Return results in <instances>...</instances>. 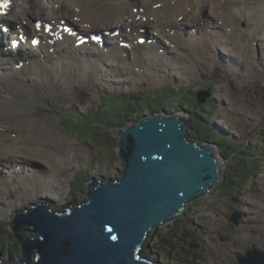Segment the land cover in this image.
<instances>
[{
    "label": "bare ground",
    "instance_id": "6f19581e",
    "mask_svg": "<svg viewBox=\"0 0 264 264\" xmlns=\"http://www.w3.org/2000/svg\"><path fill=\"white\" fill-rule=\"evenodd\" d=\"M50 1L54 4L52 7L45 4L44 0L28 2L20 0L17 12L23 13L24 21L35 24L38 16L33 14L30 8V4L34 3L39 13L49 11L53 14L48 18L40 15L42 21L69 19L68 13L62 10L63 6H67L65 0ZM160 2L161 5H154L151 0H70V9L78 14L74 22L81 32L110 31L119 19L122 31L120 34L114 32L115 36L112 38L107 37V46H102V42L98 41L97 46L90 43L77 48L73 45V38L65 37L61 42L54 40L52 44H43L36 49L18 51L15 43V47L11 45L15 39L12 37V31L4 34L6 26L4 23L3 35L0 38V163L3 165L0 170V217L9 214L21 201L35 196L40 195L41 198L51 196L53 199L65 196L68 192L65 182L77 164L74 160L82 152L81 149L75 148L70 139L56 136L50 128L53 124L44 123L43 113L28 105L32 101L44 100L49 103L57 101L59 108H73L82 104L81 96L85 94L91 96L100 88L105 91L113 88L127 90L136 84H147L156 88L160 83L164 84L170 79H175L179 86L189 82L193 87L204 83L209 73H214L211 80L224 83L218 87L217 97L231 99L232 110L239 113L238 104L243 99L234 100L235 93L224 88L225 85L234 83L238 86L236 92L239 93L249 85L246 80L236 77L235 74L239 76V72L243 77L252 67L243 61L245 56H250L251 48L241 43L237 44L235 40L241 36L248 38L239 27V24L245 21L253 31V39L264 43V0H160ZM206 7L210 9L208 15L211 18L204 20ZM119 8L121 15L117 11ZM137 8L143 11L142 17L135 12ZM144 17L148 22L152 20L156 24L154 29L152 24V37L159 36L170 44L167 45L170 55L165 53L161 55L160 50L163 47H156V42L161 43L159 38L137 39L140 35L139 29L149 27V24L143 22L136 25L134 19L140 21L144 20ZM0 18L1 21L6 19ZM212 22L217 26H213ZM47 23L45 22L44 26ZM161 23H164V26L158 32L156 29ZM186 25L191 27L192 33L195 34H185ZM125 27H131L132 33L128 34ZM1 28L0 23V30ZM120 37L126 39L122 41L130 42L132 47L120 48ZM82 40L87 43L88 38ZM135 40H138L141 46L135 45ZM6 44L10 49L16 50L13 56V50L4 51L3 46L6 48ZM217 49H222V53ZM153 50L159 52L157 58L161 63L153 62L151 57ZM22 62L23 66H17L16 69V64L20 65ZM260 62L264 64V59ZM211 68L215 71H211ZM234 76L238 81H233ZM87 101L91 103L89 99ZM256 101L258 105L261 103V100ZM224 113L225 116L222 117L226 121H229L230 117L234 125L237 117H231L229 111ZM178 115L183 117L182 113ZM9 131L15 135H11ZM51 146L58 147L62 157L58 172L54 174L51 172L52 153L48 150ZM2 148H5V151H2ZM214 151L219 156L222 180L227 163L221 157L219 148L215 147ZM31 158H35L34 163L38 164V167L42 165L43 168L47 167V170L39 171L35 164L30 163ZM23 162L26 164L22 169ZM32 166L35 168L31 171L29 169ZM262 188L254 191L256 196L250 203L245 204L240 200L244 207L256 210L259 207L260 212H256L254 219L246 220L242 228L231 232L240 239L231 242L232 250L226 252L223 247L212 245V254L223 256V263L234 262L243 254L245 247H256V250L261 252L262 246L242 237V231L259 234V238L264 239L262 229L264 186ZM51 197L46 199L47 203L53 200ZM5 200H8V203L3 207Z\"/></svg>",
    "mask_w": 264,
    "mask_h": 264
},
{
    "label": "rangeland",
    "instance_id": "374dc122",
    "mask_svg": "<svg viewBox=\"0 0 264 264\" xmlns=\"http://www.w3.org/2000/svg\"><path fill=\"white\" fill-rule=\"evenodd\" d=\"M44 2L50 7L54 5L50 0H44ZM151 3L161 5L160 0H151ZM62 10L66 11L68 15L70 12L74 13L69 5L63 6ZM209 11L210 9L206 7L204 19L211 18L208 15ZM52 15L49 11L42 14L45 18ZM239 27L243 33L248 35V38L243 40V36H241L235 41L237 44L241 43V45L251 48L250 56L245 57L243 61L251 64L252 67L243 77L239 72V76L235 75L246 80L249 85L241 89L239 93L236 92L239 88L234 83L229 86L225 85L224 88L235 93L234 100L243 99L238 104L239 113L232 110L231 99L217 97L218 87L224 83L220 84L219 81L211 80L214 73H209L204 83L193 87L189 85V82L179 86L175 79H170L164 84L160 83L156 88L147 84H136L127 90L107 89V91H112L111 93L100 88L96 89L91 96L89 94L81 96L82 104L73 108H59L57 101L49 103L44 100H35L28 104L43 113L44 123L51 122L53 124L54 127L50 128L56 133V136L70 139L75 148L82 150L74 160L77 161V164L69 175L68 181L65 182L68 186L65 198L59 200L60 197L57 199H53L51 196L43 197L53 199L50 207L59 212L63 211L64 207L70 203L76 205L89 201L90 195L86 188L88 181L93 177L98 179L100 175H104L105 178L102 180L105 181L117 178L120 170L123 169V160L118 156L119 137L122 136L123 129L136 122L135 119L140 121L145 116L165 115L163 107H167L166 112L170 115L182 113L191 126L189 133H193V136L201 142L192 138L190 141H198L200 145H205L204 140L209 139L214 142L215 138L218 139L220 145H213V148L217 147L223 153L225 158L221 157L226 159L227 167L224 178L202 200H195L177 220L153 229L147 243L143 245L144 250H141V253L152 261L156 260V264H241L240 257L246 256L256 247H245L243 254L232 263H223V256L213 255L211 250L212 245H219L226 252L232 250L231 242L240 239L236 235H232L231 232L242 228L246 220L254 219L256 212H260L259 207L258 210L244 207L240 200L245 204L246 202L250 203L256 196L254 191L263 189L262 186H264V64L260 62L261 59H264V43L261 40L253 39V31L243 21ZM187 30L189 33L195 34L192 33L191 27H188ZM162 43L164 51L167 46L163 40ZM217 50L222 53V49ZM17 66L21 67V64H16V69ZM211 71H215V69L211 68ZM236 77L234 76V82L238 81ZM181 87L184 91L176 93L175 90ZM201 90L209 93V97L205 103L198 104L196 97L199 92L201 93ZM87 99L91 103H88ZM257 99L261 100L259 105L256 104ZM181 102L188 106L192 105L191 107L195 105L198 108L200 106L198 108V112H201L200 115L196 116L187 111L182 107ZM224 111H229L231 117H237L234 125H232L230 117L229 121L222 117L225 116ZM168 113L166 116L170 117ZM191 119H193V123ZM10 133L15 135L13 132ZM43 148L46 149V147ZM2 149L5 151V148ZM48 150L52 153L51 172L54 174L59 169L62 159L61 152L58 147L54 146ZM215 155L218 156L216 153ZM28 159L30 160V158ZM31 159L30 163L38 167V164L34 163L35 158ZM24 162L21 163L22 169L26 164ZM0 166L3 167L2 163ZM34 168L32 166L29 170L32 171ZM38 169L43 172L47 170L42 165H39ZM29 189L31 188L29 187ZM69 191L74 194L71 195ZM257 196L260 198L259 195ZM43 198L39 195L21 201L9 214L0 217V252L5 262L18 263L22 260L21 254H19L21 249L18 248L20 244L11 230L10 218L14 217L17 211L31 210L32 205L39 204ZM6 203L8 200H5L2 206L6 207ZM234 214L239 215L237 224L231 220ZM155 231L158 233L156 234ZM23 232L21 231L20 235L23 236ZM27 236H36V234L27 232L25 237ZM153 236L156 238L152 241L150 239ZM259 236L256 233L242 231V237L262 246L261 252L264 253V239H260ZM182 239L189 243L195 241V246L200 247L201 252L198 255H193L192 250L187 248V242ZM150 245L154 255L148 250ZM194 250L199 249L195 248ZM10 258L14 259L8 260ZM259 258L264 263V257L259 256Z\"/></svg>",
    "mask_w": 264,
    "mask_h": 264
},
{
    "label": "water",
    "instance_id": "95a60500",
    "mask_svg": "<svg viewBox=\"0 0 264 264\" xmlns=\"http://www.w3.org/2000/svg\"><path fill=\"white\" fill-rule=\"evenodd\" d=\"M199 93L203 104L209 93ZM163 112L123 129V169L118 179L90 180L88 202L57 213L42 201L10 220L23 249L21 264H152L141 253L148 234L207 195L222 176L215 144L190 141L187 119ZM231 220L239 223V215ZM25 225L35 238L23 241L18 235ZM259 256L264 253L251 250L240 263L264 264Z\"/></svg>",
    "mask_w": 264,
    "mask_h": 264
},
{
    "label": "clouds",
    "instance_id": "9594fccd",
    "mask_svg": "<svg viewBox=\"0 0 264 264\" xmlns=\"http://www.w3.org/2000/svg\"><path fill=\"white\" fill-rule=\"evenodd\" d=\"M65 2H67V5H69L70 4V0H65ZM69 8H70V6H69ZM72 11H73V9H71ZM83 34H85V33H83ZM84 38H88V37H84ZM89 39L87 40V43H85V45L86 44H89ZM201 91H204V90H201ZM119 139H120V137H119ZM205 143H207V142H205ZM222 153V152H221ZM50 156V155H49ZM118 156H119V146H118ZM221 156H222V154H221ZM120 157V156H119ZM223 158H225L224 156H222ZM121 158V157H120ZM226 160V159H225ZM37 166V165H36ZM2 168L3 167H1L0 166V170H2ZM38 168V167H37ZM52 168V167H51ZM122 170V169H121ZM119 175H120V173H119ZM119 175H118V177H119ZM101 176V175H100ZM100 176H99V178L98 179H100ZM104 176V175H103ZM73 177V176H72ZM118 177H117V179H118ZM93 178H95V177H93ZM93 178H91V179H93ZM72 179V178H71ZM97 179V178H96ZM116 179V178H115ZM105 181V180H104ZM108 181V180H107ZM89 182V181H88ZM88 185V184H87ZM86 189H88V186H87V188ZM69 190H70V188H69ZM88 191H89V189H88ZM70 192V194L71 195H73L74 193L73 192H71V191H69ZM86 192V191H85ZM66 195H67V193H66ZM65 195V196H66ZM89 195H90V192H89ZM65 196H61L60 198H59V200L60 199H63V198H65ZM204 198V196L203 197H201V199L199 198V200H202ZM90 200V199H89ZM42 201L43 202H46V198H43L42 199ZM41 201V202H42ZM52 201V200H51ZM195 201V200H194ZM194 201H192V203L191 202H189L188 204H187V206L185 207V209L183 210V212H185V210L187 209V207L190 205H192L193 203H194ZM198 201V200H197ZM88 202V201H87ZM47 203V202H46ZM51 203H53V201L52 202H49L48 203V207L53 211V212H57V211H55L54 209H52L51 207H50V204ZM84 203H86V202H84ZM191 203V204H190ZM80 204H83V203H80ZM80 204H76V205H80ZM37 206V204H33L32 205V207H31V210L33 209V207H36ZM73 206H75V205H72V203H70L69 205H67V206H65L64 207V210L63 211H59V212H57V213H65V211L67 210V209H70V208H72ZM28 210L29 211H31L30 209H27V210H24V212H19V211H17L16 212V214L17 213H25V212H28ZM183 212L182 213H180L177 217H175L174 219H172V220H169V221H167L166 223H169V222H171V221H173V220H177L181 215H183ZM15 214V215H16ZM15 217V216H14ZM14 217H11L10 218V220H13L14 219ZM174 223V222H173ZM173 223H171V224H173ZM10 224L12 225V222L10 221ZM170 224V225H171ZM164 225V224H163ZM163 225H161V226H163ZM161 226H158V227H161ZM156 228V227H155ZM155 228H153V229H155ZM24 230H32V228L31 227H29V226H27V225H25L24 226V228H23V230L22 231H24ZM13 231V230H12ZM27 232H31V231H24L23 232V236L22 235H20L21 233H18V235L23 239V241H26V239L27 238H35L36 236H37V234L35 233V232H32V234L33 235H35L36 234V236H27V237H25V234H27ZM151 233V232H150ZM150 233L148 234V236H147V239L145 240V242H144V244L143 245H145L146 243H147V240L149 239V235H150ZM158 232H156V234H157ZM15 234V233H14ZM155 234V235H156ZM17 238V237H16ZM154 238H156V236H153L150 240H152L153 241V239ZM18 240V239H17ZM19 241V240H18ZM188 243V246L191 248V250L193 251L195 248H198L199 249V247H196V246H191V244H193V245H195V241H193V242H191V243H189V242H187ZM19 244H20V246L18 245V248H20L21 249V253L19 252V254H21L20 256H21V258H22V260L20 261V263L18 262V263H12V262H10V261H8V262H5L3 259H2V253L0 252V262H3L4 264H21V263H23V260H24V257H23V255H22V246H21V243H20V241H19ZM150 247V248H149ZM194 248V249H193ZM151 249V245L150 246H148V250H149V252H151L152 253V255H154L153 254V252H152V250H150ZM141 250H144V247L142 246L141 247ZM143 255V254H142ZM144 257L146 256V255H143ZM147 257V261H149V262H151L152 264H154L155 263V261H154V263H153V261L152 260H150V258L148 257V256H146ZM12 259H14V258H10V259H8V260H12Z\"/></svg>",
    "mask_w": 264,
    "mask_h": 264
},
{
    "label": "trees",
    "instance_id": "16d2710c",
    "mask_svg": "<svg viewBox=\"0 0 264 264\" xmlns=\"http://www.w3.org/2000/svg\"><path fill=\"white\" fill-rule=\"evenodd\" d=\"M175 92L176 93H179V91H178V89H176L175 90ZM136 100L138 99V98H135ZM196 99H197V103L199 104V101H198V98L196 97ZM130 100H132V99H130ZM210 100V99H209ZM209 100H208V102H209ZM182 103V107H184L187 111H190V112H192V114H195L196 116H199L200 115V111L198 112V108L200 107H195V105H194V107H191L192 105H190V106H188V105H185L183 102H181ZM181 107V106H180ZM153 109H155V107H152ZM164 108V110H167V107H163ZM193 109V110H192ZM205 115V114H204ZM131 120V119H130ZM135 121H137L136 119H135ZM191 122L193 123V119H191ZM224 137V136H223ZM190 138H192V139H196V140H199L198 138H195L194 136H193V133H191L190 134ZM215 141L214 142H212V141H209V139H207V140H204V142H211V143H215V144H218V145H220V141L218 140V139H214ZM200 141V140H199ZM201 142V141H200ZM222 154V156H223V153H221Z\"/></svg>",
    "mask_w": 264,
    "mask_h": 264
},
{
    "label": "snow or ice",
    "instance_id": "6c2138e0",
    "mask_svg": "<svg viewBox=\"0 0 264 264\" xmlns=\"http://www.w3.org/2000/svg\"><path fill=\"white\" fill-rule=\"evenodd\" d=\"M10 0H0V11L6 10L9 6Z\"/></svg>",
    "mask_w": 264,
    "mask_h": 264
},
{
    "label": "flooded vegetation",
    "instance_id": "af4514ba",
    "mask_svg": "<svg viewBox=\"0 0 264 264\" xmlns=\"http://www.w3.org/2000/svg\"><path fill=\"white\" fill-rule=\"evenodd\" d=\"M186 241L185 239H182V241ZM187 242V241H186ZM188 244V243H187ZM187 248H190L189 246H187ZM191 249V248H190ZM201 248L199 247V250H193V251H191L192 252V254L193 255H198L200 252H201V250H200ZM193 257V256H192ZM153 263H154V261H153ZM157 263V261L155 260V263L154 264H156Z\"/></svg>",
    "mask_w": 264,
    "mask_h": 264
}]
</instances>
